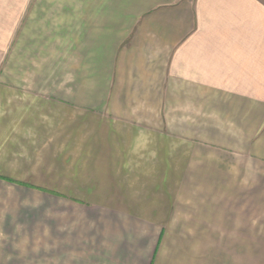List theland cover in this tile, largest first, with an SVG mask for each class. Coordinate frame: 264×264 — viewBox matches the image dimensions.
Listing matches in <instances>:
<instances>
[{
	"label": "crops",
	"instance_id": "crops-1",
	"mask_svg": "<svg viewBox=\"0 0 264 264\" xmlns=\"http://www.w3.org/2000/svg\"><path fill=\"white\" fill-rule=\"evenodd\" d=\"M122 3L85 23L90 94L103 115L85 114L92 134L75 141V155L99 158V182L76 187L72 175L64 186L100 194L46 195L53 218L39 222L36 264L264 259L253 252L264 243L254 217L264 211V0H136L130 11ZM32 110L37 120L46 112ZM2 170V179L47 190L24 182L34 172Z\"/></svg>",
	"mask_w": 264,
	"mask_h": 264
},
{
	"label": "rangeland",
	"instance_id": "rangeland-1",
	"mask_svg": "<svg viewBox=\"0 0 264 264\" xmlns=\"http://www.w3.org/2000/svg\"><path fill=\"white\" fill-rule=\"evenodd\" d=\"M119 1L125 3V11L135 7L136 0H0V168L12 169L16 177L22 170L34 172L35 176L24 182L47 187L40 191L0 178V264H36L39 222L46 215L53 218V207L47 205L46 195L92 202L99 197V191L87 195V191H69L64 186L69 187L73 177L76 187L78 183L93 186L99 182L92 180L96 175L93 169L102 166L99 158L91 152L88 159L75 155L82 147L75 141L80 145L92 134L84 132L85 114L95 118L103 115L95 109L101 108V101L90 94L92 68H86L85 23L102 22L96 20L97 13L118 10ZM95 81L94 78V89ZM37 108L46 109L40 120L30 116ZM28 123L26 128L24 124ZM37 123L46 126L44 132L37 133L36 126H32ZM73 126L77 131H72ZM12 141L19 143L17 147L12 146ZM12 158L16 162L28 159L29 163H13ZM35 159L40 164L33 163ZM75 168H79L76 175ZM33 189L39 191H29ZM54 189L67 195H57ZM254 217L255 225L260 226L255 231L264 239V211H255ZM253 247L255 255L264 252V243H254ZM247 263L264 264V259Z\"/></svg>",
	"mask_w": 264,
	"mask_h": 264
}]
</instances>
